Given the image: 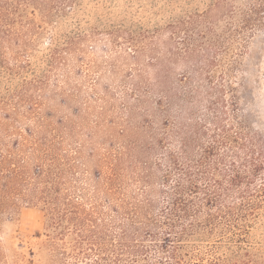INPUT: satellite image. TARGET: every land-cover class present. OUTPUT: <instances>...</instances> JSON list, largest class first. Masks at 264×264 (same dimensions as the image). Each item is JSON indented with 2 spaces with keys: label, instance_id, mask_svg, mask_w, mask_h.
Returning <instances> with one entry per match:
<instances>
[{
  "label": "rangeland",
  "instance_id": "obj_1",
  "mask_svg": "<svg viewBox=\"0 0 264 264\" xmlns=\"http://www.w3.org/2000/svg\"><path fill=\"white\" fill-rule=\"evenodd\" d=\"M16 157L58 171L84 213L96 206L106 243L136 209L131 231L160 225L176 181L204 160L202 186L262 204L241 219L246 241L199 227L187 259L264 264V0H0V165ZM9 214L0 264H56L47 211Z\"/></svg>",
  "mask_w": 264,
  "mask_h": 264
},
{
  "label": "trees",
  "instance_id": "obj_2",
  "mask_svg": "<svg viewBox=\"0 0 264 264\" xmlns=\"http://www.w3.org/2000/svg\"><path fill=\"white\" fill-rule=\"evenodd\" d=\"M203 163L204 160H198L189 167L187 185L176 181V196L170 201V206L162 210L164 216L160 225L153 229L148 221H144L135 226L142 232L131 231V227L138 223L136 218L141 217L136 209L137 212L120 221L117 230L111 231L110 240L106 243V236L98 232L100 223L93 217L96 206L91 208L92 212L84 213L81 203L65 196L63 188L52 180L58 171L45 166L39 159L29 169L21 158L16 157L9 166L0 165V219L7 213L11 218L13 215L9 213L19 204L39 205L46 210V243L56 264H200L199 257L196 261L187 259L190 253L186 247L191 243L194 231L197 232L199 227L214 230L224 223V227L237 230L231 237L233 239L229 237L231 243L246 241L244 238L250 225L240 223L241 219L255 216L262 204V201L244 198L225 202L222 195L228 193L229 188L213 186L211 181L201 185L200 180H206L209 173ZM245 175L250 176V173ZM239 177L240 172L234 171L229 176L230 184H236ZM1 180L4 181L1 183ZM257 191H264V182ZM204 210L206 216L201 218ZM213 255L211 264L225 263L223 257L216 253ZM26 264L36 263L29 261Z\"/></svg>",
  "mask_w": 264,
  "mask_h": 264
}]
</instances>
